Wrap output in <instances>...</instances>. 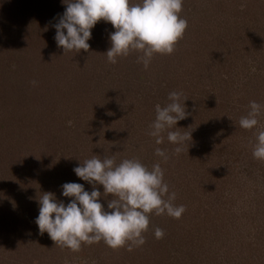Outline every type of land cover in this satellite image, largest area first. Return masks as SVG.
I'll use <instances>...</instances> for the list:
<instances>
[{"label":"rangeland","instance_id":"obj_1","mask_svg":"<svg viewBox=\"0 0 264 264\" xmlns=\"http://www.w3.org/2000/svg\"><path fill=\"white\" fill-rule=\"evenodd\" d=\"M65 8L0 0V264H264V160L252 155L256 128L239 125L250 101L264 105V0H183V37L147 68L138 52L108 61L115 29L104 20L88 51L64 52L53 25ZM172 91L190 113L171 129L191 131L179 154L166 132L161 144L149 135L155 105ZM258 119L264 125V113ZM94 155L159 163L186 210L150 214L145 243L131 250L54 245L35 223L38 199L52 192L67 204L66 182L91 192L73 169ZM112 198L98 199L107 210Z\"/></svg>","mask_w":264,"mask_h":264},{"label":"clouds","instance_id":"obj_2","mask_svg":"<svg viewBox=\"0 0 264 264\" xmlns=\"http://www.w3.org/2000/svg\"><path fill=\"white\" fill-rule=\"evenodd\" d=\"M62 2L66 8L53 25L57 46L64 52L88 51L91 29L104 20L115 29L109 34L111 47L106 52L108 61L113 64L119 56L138 52L141 53L138 62L147 68L154 54H172L187 28L186 19L179 16L183 0H139L134 4L130 0ZM240 7L243 10L246 4L242 3ZM181 95L172 91L165 106L155 105V120L149 126V135L156 138L157 144L164 142L163 133H167V140L178 145L174 149L176 154L184 151L183 145L191 140V131L171 130L178 121L190 115L184 104L187 98L181 103ZM249 108L247 115L240 117L239 125L247 130L256 128L252 155L264 160V125H260L258 119L264 113V105L250 101ZM68 123L71 126V121ZM155 154L165 161L168 159L161 148H156ZM73 171L92 186L91 192L81 183L66 182L61 185V195L70 198L67 204L52 192H44L38 199L39 213L35 223L40 234L47 232L54 245L79 251L82 242L92 244L103 240L113 249L131 242V250L132 245L145 243L143 233L148 230L150 214H167L178 219L186 210L184 205L173 203L176 194H169L159 163L149 168L136 158L117 163L114 157L94 155ZM97 185L103 186V193ZM107 194H112L113 198L107 202L106 210L98 198ZM154 235L162 239L164 230L156 227Z\"/></svg>","mask_w":264,"mask_h":264}]
</instances>
